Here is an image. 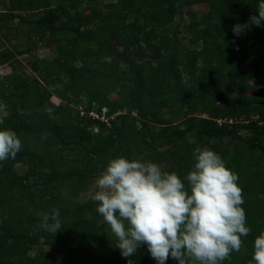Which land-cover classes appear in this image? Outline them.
I'll use <instances>...</instances> for the list:
<instances>
[{"label":"trees","instance_id":"16d2710c","mask_svg":"<svg viewBox=\"0 0 264 264\" xmlns=\"http://www.w3.org/2000/svg\"><path fill=\"white\" fill-rule=\"evenodd\" d=\"M262 2L0 0V68L10 69L0 76V130L22 142L0 162V264H157L146 245L122 257L97 202L78 197L117 157L164 164L183 180L196 147L220 155L245 200L251 232L222 264H254L264 233V105L247 93L264 84V22L232 29ZM50 41L54 56L38 59ZM102 109L114 116L109 126L91 114ZM39 207L58 209L61 227L42 228L29 212Z\"/></svg>","mask_w":264,"mask_h":264},{"label":"clouds","instance_id":"9594fccd","mask_svg":"<svg viewBox=\"0 0 264 264\" xmlns=\"http://www.w3.org/2000/svg\"><path fill=\"white\" fill-rule=\"evenodd\" d=\"M262 22L264 2L245 25L233 26V34L240 35L249 25L259 27ZM6 107L0 103L5 115ZM3 122L0 118V124ZM20 151L17 134L0 130V162L15 159ZM192 156V167L183 180L154 162L124 157L111 159L99 174L92 198L97 213L116 237L122 257H133L146 245L157 264H166L169 258L178 264H222L240 251L242 237L251 229L242 207L245 200L238 175L213 150L196 147ZM38 215L45 230L61 227L58 209ZM252 261L264 264V233L254 239Z\"/></svg>","mask_w":264,"mask_h":264},{"label":"rangeland","instance_id":"374dc122","mask_svg":"<svg viewBox=\"0 0 264 264\" xmlns=\"http://www.w3.org/2000/svg\"><path fill=\"white\" fill-rule=\"evenodd\" d=\"M3 1H5V4L7 5L8 3H7V1L8 0H3ZM96 1H98V2H102V3H108L110 0H96ZM90 2V1H89ZM89 2H87V3H85L84 5H82V6H79V8L80 9H82V7L83 6H88V3ZM91 4L92 5H94L95 4V2L94 1H91ZM204 8V5H197V6H193V7H191L189 10H191V11H194V12H196V13H198L200 10H202ZM3 8L2 7H0V11L2 10ZM188 10V8H184V11H187ZM85 15H90L91 17H96L97 15H98V12H93L92 10H87L86 12H85ZM183 18L184 19H186V16H183ZM84 21V19H82L80 22H83ZM2 42V38L0 37V43ZM3 43V42H2ZM55 41H50V43H49V47H43V46H41V48H39L38 50H37V53H36V56H37V58L38 59H43V58H49V57H53L54 56V52L51 50V48H53V46L55 45ZM5 46H7V43H5ZM18 59L20 60V61H22V63H24V58H22V57H19L18 56ZM9 71H10V69L7 67V66H5V67H2V68H0V76L2 77V76H4V75H6V74H8L9 73ZM27 75H29L30 74V71L28 70V69H26V72H25ZM248 95H250V96H253V97H256V98H258V99H260L259 100V103H261V104H263L264 103V84H260V86H258L256 89H254V90H250L248 93H247ZM262 94V96H260ZM53 101H54V103H57L58 101L54 98L53 99ZM4 104V103H3ZM5 114V112L4 111H0V115L1 116H3ZM196 114L198 115L199 113L198 112H196ZM66 157H67V159H72L73 158V156L72 155H66ZM80 166H82V164H79ZM160 167H161V169H163V168H165L166 167V165H159ZM15 169H17L18 171V173L20 174V173H22L23 171H24V168L23 167H21V165H17V166H15ZM22 169V170H21ZM103 170H101V171H99L98 172V175L97 176H95V178H94V180L92 181V183H91V185H90V189L89 190H87L86 191V193H83V195H80L79 197H78V201L79 202H82V201H86L88 198H91V199H93L92 197H93V194H94V192H95V180L97 179V177L99 176V174L102 172ZM44 211V209L43 210H41V207H39L37 210L35 209V208H31L30 210H29V212H31L33 215H34V219H38L39 218V215H38V213H42ZM47 211H50L49 209L47 210ZM22 219L24 220V217L22 216ZM40 224H41V222H40ZM52 229H54V227H51ZM42 246H38V247H34V248H32L31 249V251L29 252V255L30 256H33L34 254H36L37 253V251H38V249L39 248H41Z\"/></svg>","mask_w":264,"mask_h":264},{"label":"built area","instance_id":"2783aa9c","mask_svg":"<svg viewBox=\"0 0 264 264\" xmlns=\"http://www.w3.org/2000/svg\"><path fill=\"white\" fill-rule=\"evenodd\" d=\"M107 110L106 109H102V112L100 114H92V116L99 120L101 123H104L105 126H109V120H113L114 116L108 117L106 116ZM218 123H220L221 121H217ZM230 123L232 122L231 120L229 121ZM97 130V128L95 129V131Z\"/></svg>","mask_w":264,"mask_h":264},{"label":"water","instance_id":"95a60500","mask_svg":"<svg viewBox=\"0 0 264 264\" xmlns=\"http://www.w3.org/2000/svg\"><path fill=\"white\" fill-rule=\"evenodd\" d=\"M260 96H262V94ZM263 105H264V103H263Z\"/></svg>","mask_w":264,"mask_h":264}]
</instances>
